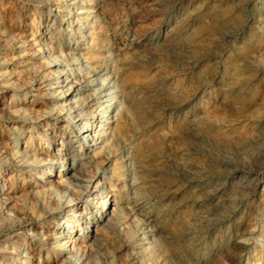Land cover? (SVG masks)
<instances>
[{
    "label": "bare ground",
    "instance_id": "6f19581e",
    "mask_svg": "<svg viewBox=\"0 0 264 264\" xmlns=\"http://www.w3.org/2000/svg\"><path fill=\"white\" fill-rule=\"evenodd\" d=\"M7 1L0 264H187L189 231L169 222L174 204L162 185L172 168L203 179L194 124L173 151L176 139L157 128L163 104L134 83L133 69L147 63L113 54L98 0H15L10 21Z\"/></svg>",
    "mask_w": 264,
    "mask_h": 264
},
{
    "label": "rangeland",
    "instance_id": "374dc122",
    "mask_svg": "<svg viewBox=\"0 0 264 264\" xmlns=\"http://www.w3.org/2000/svg\"><path fill=\"white\" fill-rule=\"evenodd\" d=\"M98 1L113 54L147 63L133 69L134 83L163 104L157 128L176 139L173 151L195 126L203 179L162 163L169 222L189 231L181 255L187 264H264V0ZM5 6L13 20L18 3Z\"/></svg>",
    "mask_w": 264,
    "mask_h": 264
}]
</instances>
